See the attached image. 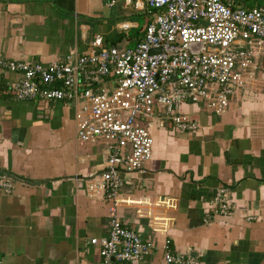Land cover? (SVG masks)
<instances>
[{
  "label": "crops",
  "instance_id": "1",
  "mask_svg": "<svg viewBox=\"0 0 264 264\" xmlns=\"http://www.w3.org/2000/svg\"><path fill=\"white\" fill-rule=\"evenodd\" d=\"M127 8L105 0H0V58L62 61L71 50L85 52L95 35L132 46L138 39L127 34L136 26ZM17 78L0 71V171L13 181L9 193L0 190V264H99L98 245L88 240L107 234L109 205L87 197L85 177L100 171L103 146L77 142L73 107L64 102L6 94ZM178 110L197 129L158 127L153 119L151 157L123 176L115 207L123 225L156 247L139 262L116 264H163L165 238L174 256L190 253L200 264H264V72L219 115L201 102ZM222 185L231 212L212 215Z\"/></svg>",
  "mask_w": 264,
  "mask_h": 264
},
{
  "label": "built area",
  "instance_id": "2",
  "mask_svg": "<svg viewBox=\"0 0 264 264\" xmlns=\"http://www.w3.org/2000/svg\"><path fill=\"white\" fill-rule=\"evenodd\" d=\"M105 3L148 15L134 45H106L95 35L85 52L71 50L62 61L0 58V71L18 75L7 84L6 94L17 100L64 102L73 107L77 142L103 146L102 167L85 177V191L87 197L98 196L109 205V223L105 236L88 242L98 245L99 264L134 263L156 244L123 225L115 214L122 201L123 176L142 171L150 159L153 119L158 127L166 121L176 130L194 132L197 124L178 110L181 104L201 102L219 115L231 96L264 72V0ZM12 185L11 176L0 171V190L9 193ZM230 212L229 188L222 185L212 197L211 214ZM161 249L163 264H200L190 253L174 256L167 238Z\"/></svg>",
  "mask_w": 264,
  "mask_h": 264
},
{
  "label": "rangeland",
  "instance_id": "3",
  "mask_svg": "<svg viewBox=\"0 0 264 264\" xmlns=\"http://www.w3.org/2000/svg\"><path fill=\"white\" fill-rule=\"evenodd\" d=\"M250 4L251 2H247V4ZM130 8V9H129ZM125 13H129V17L130 18H133V22L135 23V25H139V27H141L144 22H145V19L146 17H148V15H145V14H142V13H139V12H135L133 11V9H131V7H128L127 9H125ZM144 15V16H143ZM122 19V18H121ZM132 20V19H131ZM132 28L134 27H131L129 30H127V34L130 35L131 32H132ZM121 45V44H120Z\"/></svg>",
  "mask_w": 264,
  "mask_h": 264
},
{
  "label": "trees",
  "instance_id": "4",
  "mask_svg": "<svg viewBox=\"0 0 264 264\" xmlns=\"http://www.w3.org/2000/svg\"><path fill=\"white\" fill-rule=\"evenodd\" d=\"M142 14L147 15L146 13H142ZM143 16H144V15H143ZM127 18H128L130 21H133V18H130L129 16H128ZM131 19H132V20H131ZM147 22H148V17H146L145 22H144V24H143L141 27H139V25H136L134 28L131 29L132 32H131V34H130L129 36H130V38H132V40H136V39H139V38L141 37V32H142V30H143L144 25H145ZM119 35H121V33H119V34L117 35V38H116V39L119 38ZM116 39H114V41H115ZM114 41H112V42H114Z\"/></svg>",
  "mask_w": 264,
  "mask_h": 264
},
{
  "label": "water",
  "instance_id": "5",
  "mask_svg": "<svg viewBox=\"0 0 264 264\" xmlns=\"http://www.w3.org/2000/svg\"><path fill=\"white\" fill-rule=\"evenodd\" d=\"M150 52L152 53L153 51H152V50H150Z\"/></svg>",
  "mask_w": 264,
  "mask_h": 264
}]
</instances>
